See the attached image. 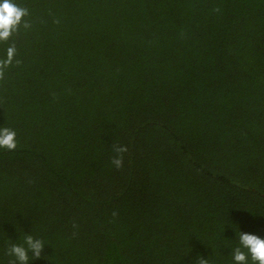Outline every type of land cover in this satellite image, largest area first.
<instances>
[{
    "label": "trees",
    "instance_id": "trees-1",
    "mask_svg": "<svg viewBox=\"0 0 264 264\" xmlns=\"http://www.w3.org/2000/svg\"><path fill=\"white\" fill-rule=\"evenodd\" d=\"M13 3L0 264L26 235L29 264H234L264 239V0Z\"/></svg>",
    "mask_w": 264,
    "mask_h": 264
},
{
    "label": "clouds",
    "instance_id": "clouds-1",
    "mask_svg": "<svg viewBox=\"0 0 264 264\" xmlns=\"http://www.w3.org/2000/svg\"><path fill=\"white\" fill-rule=\"evenodd\" d=\"M27 15L28 10L19 7L13 3V0H0V42L7 41L22 23L25 28L29 27L28 23L23 20ZM15 53V47L10 46L7 49V58L0 59V78L4 76V69L12 65ZM16 62L19 63V61ZM16 137L15 130L7 127L0 128V148L14 150L17 147ZM113 151L117 155L112 157L111 164L120 169L123 167L124 154L128 148L126 145H115ZM238 240L240 247L235 248L231 254L234 264H248L249 257L252 264H264V239L258 235L240 232ZM44 247L42 240L26 235L23 244H11L7 248V255L13 258L9 264H29V253H31V259H40ZM194 264H208V259H205L203 255H198Z\"/></svg>",
    "mask_w": 264,
    "mask_h": 264
}]
</instances>
